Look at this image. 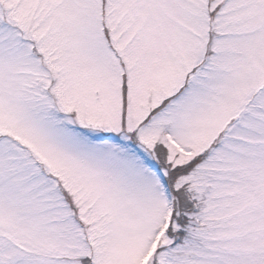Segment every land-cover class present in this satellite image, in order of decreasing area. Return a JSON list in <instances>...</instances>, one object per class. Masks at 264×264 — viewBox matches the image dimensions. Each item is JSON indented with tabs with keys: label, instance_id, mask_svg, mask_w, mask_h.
Returning <instances> with one entry per match:
<instances>
[{
	"label": "snow or ice",
	"instance_id": "obj_1",
	"mask_svg": "<svg viewBox=\"0 0 264 264\" xmlns=\"http://www.w3.org/2000/svg\"><path fill=\"white\" fill-rule=\"evenodd\" d=\"M0 264H264V0H0Z\"/></svg>",
	"mask_w": 264,
	"mask_h": 264
}]
</instances>
